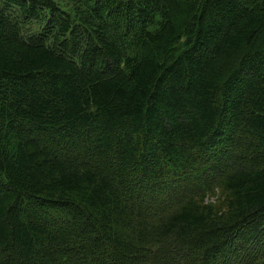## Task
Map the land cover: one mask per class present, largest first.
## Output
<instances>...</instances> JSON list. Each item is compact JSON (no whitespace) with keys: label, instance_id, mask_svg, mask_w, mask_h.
Masks as SVG:
<instances>
[{"label":"trees","instance_id":"obj_1","mask_svg":"<svg viewBox=\"0 0 264 264\" xmlns=\"http://www.w3.org/2000/svg\"><path fill=\"white\" fill-rule=\"evenodd\" d=\"M0 264H264V0H0Z\"/></svg>","mask_w":264,"mask_h":264},{"label":"rangeland","instance_id":"obj_2","mask_svg":"<svg viewBox=\"0 0 264 264\" xmlns=\"http://www.w3.org/2000/svg\"><path fill=\"white\" fill-rule=\"evenodd\" d=\"M39 24L36 22H32L29 25H27L25 29V34H31L39 30Z\"/></svg>","mask_w":264,"mask_h":264}]
</instances>
